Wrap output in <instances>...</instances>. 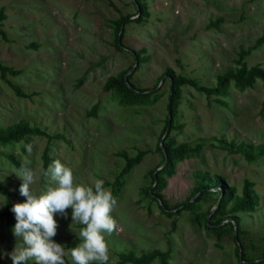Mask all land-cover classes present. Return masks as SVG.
<instances>
[{"label": "rangeland", "instance_id": "374dc122", "mask_svg": "<svg viewBox=\"0 0 264 264\" xmlns=\"http://www.w3.org/2000/svg\"><path fill=\"white\" fill-rule=\"evenodd\" d=\"M142 1L147 13L136 20L135 0H0V62L15 70L0 74V127L24 119L61 135L48 139L30 133L0 143V181L10 189L9 197L0 192V264H13L9 253L17 241L11 208L26 200L15 174L21 165L8 153L21 163L31 161L39 176L35 192L46 190L42 170L55 159L72 169L76 182L91 186L103 180L113 190L117 228L106 235L108 264L123 251L139 254L151 248H169L171 264H264V154L248 159L236 149L243 142L254 151L264 142L260 78L242 89L231 80L222 95L182 85L175 126L166 140L194 149L170 173H162L158 191L169 207L196 199L198 177L208 171L222 175L235 197L249 180L257 194L252 209L232 211L231 197L224 212L213 213L222 185L206 189L192 210L181 207L173 215L160 208L159 197L143 192L152 183L150 170L164 163L158 144L165 135L169 79L161 73L172 67L198 84L213 85L217 74L240 65L237 59L264 67V0ZM123 13L129 18L117 46L113 20ZM129 48L142 57L137 67ZM241 49L248 51L240 56ZM127 72V83L150 91L148 96L126 102L113 88H104L105 78ZM121 150L129 156L140 152L123 175ZM67 211V217L54 214L53 239L71 249L75 237L73 247L81 242L82 225L72 223V210ZM234 214L240 217L239 231ZM219 216L221 222L212 223ZM66 260L70 264V257ZM145 264L160 262L155 257Z\"/></svg>", "mask_w": 264, "mask_h": 264}, {"label": "trees", "instance_id": "16d2710c", "mask_svg": "<svg viewBox=\"0 0 264 264\" xmlns=\"http://www.w3.org/2000/svg\"><path fill=\"white\" fill-rule=\"evenodd\" d=\"M138 5V15L134 18L136 20H141L144 14L147 13L145 7V3L142 0H135ZM4 16L2 9H0V18ZM129 14L123 13V15L118 16L113 21L114 26V39L117 46H120L121 44V37L123 34V26L122 24L124 21L128 20ZM217 23V22H213ZM263 40V38L259 39L258 42ZM131 53L135 56V59L137 61L136 67L138 66L139 62L142 60V57L139 54L138 49H132ZM247 49H241L240 56H242L245 52H247ZM239 62V66H235L234 68H229L223 73L217 74L216 76V82L213 85H205V84H198V80L195 77H190L183 73L176 72L172 67H166L164 71L161 73V76H166L169 80V93H168V99H167V115L165 118V123L162 128V133H165L163 136V139L160 144H158V148L163 149V158L164 163L159 168H153L150 170L151 175V185L144 188V193L147 195H156L159 197V206L160 208L167 214L173 215L179 213L181 210V207L185 209H193L195 200L208 188L215 187L218 185H222L218 188L219 191V198L216 202V206L214 208L213 213H220L224 212L225 210V204L228 201L229 198H233V188L231 185H228L225 181L222 175L217 173H210L208 171H204L201 173L198 177V181L195 187V192H199L196 196V199L191 200H184L179 205H175L174 207H169L166 200L162 197V194L159 193V188L162 186V173H170L172 168L174 167L175 163L179 161L184 155H186L188 152H190L192 149H194L193 146H190L186 143H177L174 144L172 139L166 140V136H168L169 131L175 126L174 120L177 112V106L179 103V99L182 93V85L183 84H190L198 89H201L205 91L207 94L215 93L222 95L226 92V87L228 86L229 82L233 80L236 87L242 89L247 85H251L254 83L256 78H260L261 81L264 83V67L258 65V64H252L250 66L246 65L245 61H242L241 59H237ZM13 71L14 69H11V67L6 66L0 62V74L4 75L6 71ZM129 74V73H128ZM129 78V75H127V79ZM124 75L119 76H109L105 78L104 80V88L109 89L113 88L118 92L121 99L126 102H134L138 100H142L148 94L150 91H146L145 89H139L135 86L130 87L125 82ZM126 79V80H127ZM264 85V84H263ZM15 90L19 93L21 91L19 88H15ZM264 107V98H263V104ZM30 133H37V134H44L48 139L50 137H59L61 136L59 133H54L53 135H50L46 133L45 129L37 126V125H30L28 121L24 119H20L12 124H9L5 127H0V143H6L9 141H18L20 139H23V137L26 134ZM245 143L240 142L236 145V149L241 151L244 156H246L248 159H253L256 156L260 154H264V142L258 143L255 148L256 150L251 151L245 147ZM43 152L44 157V163L47 162L48 156ZM119 153L122 155V157L125 158V164L123 165V168L121 169L120 174H124L127 172L130 167L139 159L140 152L137 153L134 156H129L127 153L123 150L119 151ZM7 156L11 160V162L15 163L16 165H21L22 163L15 157L14 154L8 153ZM118 179H116V182ZM153 184V185H152ZM250 181L245 180L243 187H242V194L235 197V201L233 206L230 207L232 211L234 210H250L254 207V204L256 202V195L255 193L251 192V189L249 187ZM0 192L4 193L6 197L10 196V189L7 187L6 184L0 181ZM113 196V190L111 191ZM223 217H217L215 220L212 221V223L219 224L221 222ZM232 223L235 225L236 230L239 231V224H240V217L237 214L232 215L231 217ZM231 223V224H232ZM78 241V237H75L72 240L71 247H73ZM170 256V250L169 248L162 250L158 248H151L147 251H142L139 254H136L133 250H126L121 253H118V258L115 260L114 264H126L127 262H132L135 264H145L150 262L155 257L158 258L160 264H171L169 261ZM244 258V257H243ZM246 261H253V259H246ZM241 264H246L245 261H243Z\"/></svg>", "mask_w": 264, "mask_h": 264}, {"label": "clouds", "instance_id": "9594fccd", "mask_svg": "<svg viewBox=\"0 0 264 264\" xmlns=\"http://www.w3.org/2000/svg\"><path fill=\"white\" fill-rule=\"evenodd\" d=\"M26 148L31 153V146ZM30 164V160L24 159L15 172L22 180L20 195L26 200L14 203L11 208L16 218L13 235L17 241L9 253L13 264H69L67 257L70 264H108L106 235L110 236L117 228L111 215L117 200L104 181L96 180L91 186L76 182L72 169L55 159L42 170L46 190L35 192L32 185L39 176ZM69 208L72 223L82 225L78 233L81 242L66 249L53 239L58 229L54 214L67 217Z\"/></svg>", "mask_w": 264, "mask_h": 264}, {"label": "water", "instance_id": "95a60500", "mask_svg": "<svg viewBox=\"0 0 264 264\" xmlns=\"http://www.w3.org/2000/svg\"><path fill=\"white\" fill-rule=\"evenodd\" d=\"M127 74H128V72L124 74V77H125V79H124V80H125V82H126V83H127V80H126V79H127ZM127 84H128L130 87H132V85H131V84H129V83H127Z\"/></svg>", "mask_w": 264, "mask_h": 264}]
</instances>
